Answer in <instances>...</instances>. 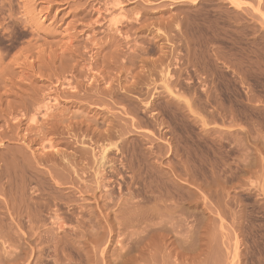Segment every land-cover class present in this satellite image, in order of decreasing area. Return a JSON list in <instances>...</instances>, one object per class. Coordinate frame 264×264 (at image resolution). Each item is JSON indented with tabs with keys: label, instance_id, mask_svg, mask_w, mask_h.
I'll use <instances>...</instances> for the list:
<instances>
[{
	"label": "rangeland",
	"instance_id": "374dc122",
	"mask_svg": "<svg viewBox=\"0 0 264 264\" xmlns=\"http://www.w3.org/2000/svg\"><path fill=\"white\" fill-rule=\"evenodd\" d=\"M0 264H264V0H0Z\"/></svg>",
	"mask_w": 264,
	"mask_h": 264
},
{
	"label": "bare ground",
	"instance_id": "6f19581e",
	"mask_svg": "<svg viewBox=\"0 0 264 264\" xmlns=\"http://www.w3.org/2000/svg\"><path fill=\"white\" fill-rule=\"evenodd\" d=\"M118 3V2H117ZM117 20H116V22H114L113 24H115V25H117ZM110 24V23H109ZM119 24V23H118ZM115 25H113V26H115ZM94 37V36H93ZM94 40V39H93ZM87 41V40H86ZM90 49V48H89ZM136 51V50H135ZM134 58H135V56H134ZM133 61H135V60H133ZM92 74V73H91ZM94 79V78H93ZM91 80V79H90ZM69 84V83H68ZM68 87V86H67ZM70 88H72V87H70ZM68 89H69V87H68ZM67 90V89H66ZM75 90V89H74ZM69 91V90H68ZM71 92V91H70ZM68 97V96H67ZM54 101H55V99H54ZM53 101V102H54ZM50 103V102H49ZM33 104V103H32ZM27 105V104H26ZM31 108V107H30ZM40 108V107H39ZM52 108V106H48V105H45V111H44V114L42 115L43 117L44 116H51V115H48L49 113V110ZM29 110V109H28ZM38 110V109H37ZM52 110V109H51ZM31 111V110H30ZM48 113V114H47ZM52 113V112H51ZM37 114V113H36ZM60 114V113H59ZM53 116V115H52ZM52 116H51V118H52ZM55 116V115H54ZM61 116V115H60ZM59 117V116H58ZM34 116H32V118L30 119L31 120V122L33 123V122H35L36 120H34ZM52 121V120H51ZM60 121V120H59ZM55 122V121H54ZM52 123V122H51ZM34 126V125H33ZM39 129V128H38ZM42 129V128H41ZM31 130V129H30ZM44 133V132H43ZM30 142V141H29ZM33 143V142H32ZM39 147H40V149L42 150V151H45L46 153L47 152H53L54 151V144L50 141V139H40V143H39ZM53 150V151H52ZM56 151V150H55ZM58 151V150H57ZM103 153V152H102ZM48 154V153H47ZM39 155V154H38ZM20 156V155H19ZM25 156V155H24ZM54 156V155H53Z\"/></svg>",
	"mask_w": 264,
	"mask_h": 264
}]
</instances>
